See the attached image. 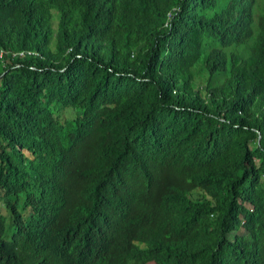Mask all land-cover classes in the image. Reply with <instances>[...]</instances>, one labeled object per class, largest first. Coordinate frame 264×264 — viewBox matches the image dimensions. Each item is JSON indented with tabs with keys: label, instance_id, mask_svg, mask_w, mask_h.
I'll return each instance as SVG.
<instances>
[{
	"label": "trees",
	"instance_id": "16d2710c",
	"mask_svg": "<svg viewBox=\"0 0 264 264\" xmlns=\"http://www.w3.org/2000/svg\"><path fill=\"white\" fill-rule=\"evenodd\" d=\"M0 51V264H264V0H0Z\"/></svg>",
	"mask_w": 264,
	"mask_h": 264
},
{
	"label": "clouds",
	"instance_id": "9594fccd",
	"mask_svg": "<svg viewBox=\"0 0 264 264\" xmlns=\"http://www.w3.org/2000/svg\"><path fill=\"white\" fill-rule=\"evenodd\" d=\"M10 232V231H9ZM11 242L20 244L22 246L24 257L23 260L28 258L35 259L40 262H49L56 256L59 245H56L46 239H29L26 237H9ZM19 261H22L21 259Z\"/></svg>",
	"mask_w": 264,
	"mask_h": 264
},
{
	"label": "built area",
	"instance_id": "2783aa9c",
	"mask_svg": "<svg viewBox=\"0 0 264 264\" xmlns=\"http://www.w3.org/2000/svg\"><path fill=\"white\" fill-rule=\"evenodd\" d=\"M33 53L32 52H19L17 53L16 55H19L20 57H23L24 55H32ZM5 53L3 51H0V62L3 61V57H4ZM15 56V55H13Z\"/></svg>",
	"mask_w": 264,
	"mask_h": 264
},
{
	"label": "rangeland",
	"instance_id": "374dc122",
	"mask_svg": "<svg viewBox=\"0 0 264 264\" xmlns=\"http://www.w3.org/2000/svg\"><path fill=\"white\" fill-rule=\"evenodd\" d=\"M26 155L29 156L28 153H26ZM248 209L250 210V208H248ZM5 216L7 217V214H5ZM7 224H8V221H7ZM9 237H10V232L6 228V231H5V234H4V238L5 239H9Z\"/></svg>",
	"mask_w": 264,
	"mask_h": 264
}]
</instances>
